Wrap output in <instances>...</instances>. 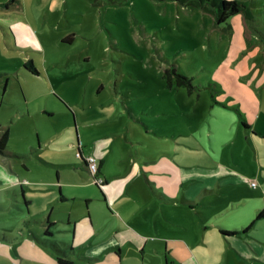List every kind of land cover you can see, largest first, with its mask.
Returning <instances> with one entry per match:
<instances>
[{"label":"rangeland","instance_id":"obj_1","mask_svg":"<svg viewBox=\"0 0 264 264\" xmlns=\"http://www.w3.org/2000/svg\"><path fill=\"white\" fill-rule=\"evenodd\" d=\"M237 1L251 17L239 13L217 26L200 0H0V132L9 129L0 154V234L15 238L0 242V264H56L32 237L45 238L43 226L23 223L51 210L53 218L77 215L76 230L72 220L68 227L58 220L60 231L47 236L75 251L73 264H179L188 254L200 264H264V220L255 221L256 209L264 210V137L252 134H264V0ZM28 60L37 75L24 68ZM102 133L115 134L108 136L115 150L99 149L107 156L90 142ZM78 137L85 157L103 159L110 183L139 167L126 183L125 206L136 200L167 217V237L196 234L198 241L158 250L129 244L128 227L110 234L124 221L113 208L109 216L100 198L107 186L80 167ZM161 159L180 167L183 183L152 174ZM143 175L157 180L156 194L155 186L177 199L186 192L194 205L155 200ZM204 189L213 192L198 197ZM59 190L66 202H55ZM232 203L241 204L200 224L197 213L218 214ZM179 219L190 228L174 224ZM253 221L230 240L260 253L241 260L237 248L219 242L217 225ZM117 237L123 244L110 248Z\"/></svg>","mask_w":264,"mask_h":264},{"label":"crops","instance_id":"obj_2","mask_svg":"<svg viewBox=\"0 0 264 264\" xmlns=\"http://www.w3.org/2000/svg\"><path fill=\"white\" fill-rule=\"evenodd\" d=\"M68 109H69V107H68ZM72 114L74 115L75 113L72 112ZM249 128H250V126H248V125L246 127H244V129L246 131ZM246 131H245V137L247 136V132ZM78 133L81 134L80 133V129L77 127V135H78ZM252 134L253 135L259 134V135L264 137V134L259 133L256 130H252ZM108 136H115V134L114 133H109V134L108 133H102L100 136L95 137L94 139H92L90 141V142L95 141L96 148L93 149V150H94V152H97L99 156H101L103 154H105V156H107V153L100 152V150L101 151L106 150V148L108 146H110L112 150H115V142H116V140L115 139H109ZM101 140H102V142H100ZM80 141H81V139H79V137H78L76 141L72 140V143L77 144V148H78L77 151H78V154H80V156H78L80 158V167H82L83 169H87V167H86V165L84 163V160H83V159L86 158L85 155H84L85 152L83 150L84 145ZM137 159L140 162H149L146 159H142L140 157H137ZM233 161L234 162H238V160H235L234 158H233ZM158 163L160 164V167L156 168L155 172H152V174L161 175V174L170 173V174H172L175 183L180 182L182 180L181 179V174L182 173H181L180 169H179V171L177 169L179 166L178 167L174 166L173 164L168 162L166 159L165 160L161 159ZM104 164H105V162L103 161V159H99V161H98V175L102 179L105 180V185L104 186H107V188H104L103 190H101L102 192H100V194H101L100 198H101L102 202L106 203L107 211L110 209L108 211L109 212V216L111 215L112 218H113V217H115L114 216V212H117L119 214V216L121 217V220L124 221V223H122V225H120L117 228V230H115V229L112 230L110 232V234L113 235V234H115L116 231L126 230V227H128V228H130V231H132V234L129 235L128 238L126 237L127 238V242L129 244H133L135 246H140V247H143L144 245H147L148 243L152 244V245L154 244V245L158 246V247H154V248H158V250L161 248V245H163L164 246V250H166L170 243L171 244H179V245L187 246V245H189V240H188L189 238L192 241H196V240L198 241V238H197L196 234L192 237V236H188V235H182V233H179V236L178 235L177 236L173 235V236L167 237L165 235V233H164L166 231V225H168L167 224V220H168L167 217H165V220L163 221L158 215H152V214L150 215V213L147 212V209H144V208L142 209V208H140L137 205L136 200H134L135 201V205L131 209H130V206H125L124 205L125 204L124 198L125 199H129L130 198V196H128L126 194V193H128V194L130 193L129 192L130 190L125 188L127 186L126 183L129 181V178H131L133 176V174L135 176L140 174V169H139V167L137 165H135L133 167L132 171L129 172L126 175L127 177H125V179L124 178L123 179H119V177H121L122 175H118V177L116 176L118 178V181H116L114 183H110V180H112V177H108L103 172L102 169L104 167ZM228 166L229 165H227V167ZM142 173H145V172H142ZM144 175H143V178H144V180H145L147 185L149 183L148 186L151 189L150 186L156 184L157 180L153 179L151 181V180L147 179L146 176H144ZM230 175H231V173H228L227 175L221 176L220 178L228 177ZM171 181H173V180H171ZM181 183H183V182H180V184ZM155 187L156 188H154V189L158 190L157 194L160 195V197L162 198V199L161 198L160 199L163 200V202H161L163 204H171V205H173V204L179 203V205L182 206V207H187V205H194V203L191 200L187 199L188 194L186 192L180 193V198L177 199L176 195H171V194H168L167 192L160 191V189L162 187H160V188H157V186H155ZM151 192L154 194V196L157 195L156 192L152 191V189H151ZM211 192H213V190L204 189L202 191V193L201 194L198 193L197 196L198 197H204L206 194L211 193ZM61 196L64 199L65 195H63L62 192L59 190L58 199L55 202H57V203L66 202L65 199L64 200L61 199ZM22 197H23V199H25L28 202V205H25V211H26L27 215H29L28 207L30 205V201L27 200L23 194H22ZM69 198L72 199L73 195H71ZM155 198H154L155 200L158 199L157 196ZM120 200H123V202H121L119 204L118 202ZM129 203H131V202H129ZM240 204L232 203L231 206H229V204H227L225 206H222V207H220L218 209V214H216L215 212L214 213H210V214L197 213L198 220H199L201 225L213 224V223H211V222H213V220H215L218 217H220L223 213L230 212L232 210L238 209V206ZM112 208L114 209L113 214L111 213L112 210H113ZM261 211L264 212V210H262V209H256V217H257V214L259 212H261ZM52 212L53 211L51 210L49 213H44L41 217H39V216H31L32 218L29 221L23 220V223L27 224V225L40 224L44 228L43 231H45V227H46L45 223L47 221H49V222L52 223V226L49 228V230L51 232L50 236H52L53 230L54 231H57V230L60 231V229H59V227L57 225L58 222H60L58 220H62L63 222H66L67 227H68V225H70V220H72L73 221V229L76 230V228H77V225H76L77 220H76L75 217L77 215H75V217H73V215H71L70 213H65L63 218H59V216L56 217V218L55 217L53 218L51 216ZM260 220H264V218L260 219ZM260 220H258V221H260ZM121 222L122 221H120V223ZM89 224L91 226V221L89 222ZM174 224L179 225V227L184 228L185 230L190 228V225L185 224L181 219H179V222L174 223ZM245 227H247V226H241L239 228H236V227H230V226L217 225V228L219 230V236H218L219 242L223 246H225L226 250H228V251L233 250L232 246L237 248L238 250H234V251L238 255L239 259H241V260H248L249 257H252L253 255H256V256L258 255L259 256V254H260L258 252L257 248L254 249L256 251V252L254 251V253L248 252L247 249L242 248L240 246H236V245L233 244L235 242L230 241L234 236L244 237V235H246L247 232H248V231L247 232H243L242 231ZM67 230H69V229H67ZM221 230H223L225 232H234L235 234L234 235L225 236V235L221 234ZM22 232L24 233L23 230H22ZM4 235L7 238V240L6 241L2 240L0 242L9 243V242L15 241L14 237L9 236L7 234H4ZM50 236H48V237H50ZM153 236H156V238H157V236L158 237L160 236L161 238L154 239ZM32 237L34 238L35 242L39 246L50 250L53 254L55 253V250H54L55 248H57V249L60 248L59 244L57 242L51 241L47 236H45V238L47 237L46 239L45 238L42 239L38 235L35 236L34 233H32ZM115 242H116V243H114L115 245H112L110 248L118 249L123 244V242H121L118 237L116 238ZM251 247L253 248V246H251ZM164 250H163L162 253H164ZM65 252H67V251H65ZM74 253H75V251L70 249L68 251V258L71 259L70 255H72ZM55 255H56V253H55ZM83 260H85V259H83ZM165 262H166V259H165ZM212 262H213V264H221V263L222 264H228L223 259L213 260ZM55 263H56V261H55ZM72 264H73V260H72ZM179 264H200V263H199V260L196 258V256L192 257V256H190L188 254V255H185L184 257H179Z\"/></svg>","mask_w":264,"mask_h":264},{"label":"trees","instance_id":"obj_3","mask_svg":"<svg viewBox=\"0 0 264 264\" xmlns=\"http://www.w3.org/2000/svg\"><path fill=\"white\" fill-rule=\"evenodd\" d=\"M199 4H200V8H203V9L208 8L207 10L214 16V22H215V25L217 26L222 25V24L225 25L229 18L239 13H242L245 18L251 17L250 10L248 9V6L246 5V3L239 2L237 0H200ZM24 68L32 74H35V75L38 74L31 60H28L26 63H24ZM244 127H246V125H244ZM8 137H9V129H5L0 132V154L1 155L4 154V145L6 144ZM78 156H80V154H78ZM83 160L87 167L86 159H83ZM102 180H103V183L101 185H97V184L95 185L99 188L103 187L105 185V180L104 179ZM61 199L64 200L62 196H61ZM21 201L24 203V205H28V202L25 199H23V197ZM263 218H264V212L261 211L257 214L255 221H258ZM255 221H253L250 225L245 227L242 231L247 232L253 226ZM45 226H46L45 231H44L45 236H50L51 232L49 228L52 226V223L47 221L45 223ZM221 234L225 236H229V235H234L235 233L225 232L221 230ZM2 240L3 241L7 240L4 234H0V241ZM54 250L56 253V260H55L56 264H72V260L68 258V252H65L57 248H55Z\"/></svg>","mask_w":264,"mask_h":264},{"label":"built area","instance_id":"obj_4","mask_svg":"<svg viewBox=\"0 0 264 264\" xmlns=\"http://www.w3.org/2000/svg\"><path fill=\"white\" fill-rule=\"evenodd\" d=\"M86 162H87V168L89 170V172L92 174L93 178H94V181H95V184L97 185H101L103 183V180L102 178L98 177V163L97 161L95 160V158L93 157H86ZM251 186H255V183L252 182L251 183Z\"/></svg>","mask_w":264,"mask_h":264}]
</instances>
